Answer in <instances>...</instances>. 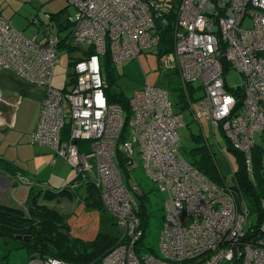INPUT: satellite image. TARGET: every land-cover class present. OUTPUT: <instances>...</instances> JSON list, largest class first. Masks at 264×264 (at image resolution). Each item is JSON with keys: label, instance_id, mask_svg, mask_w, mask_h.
Here are the masks:
<instances>
[{"label": "built area", "instance_id": "2783aa9c", "mask_svg": "<svg viewBox=\"0 0 264 264\" xmlns=\"http://www.w3.org/2000/svg\"><path fill=\"white\" fill-rule=\"evenodd\" d=\"M68 1L75 8L68 17L71 28L43 31L41 38L25 36L0 8V69L45 89L32 141L52 147L84 182L97 185L104 207L123 227L119 245L101 263L264 264V215L261 220L249 205L236 171L231 184H220L183 155L178 129L184 121L169 90L148 84L136 90L128 119L120 103L109 101L102 57L118 63L159 45L156 21L170 5L160 0ZM71 45L92 52L73 64L69 86L59 89L53 85L58 50ZM160 60L165 71L177 67L181 73L185 98L180 97L186 105L202 93L195 99L196 118L210 119L214 135L217 128L226 135L254 177V149L264 142V0H181L174 48ZM231 68L243 76L242 85L229 83ZM126 127H131L129 139ZM120 154L129 177L139 161L155 187L167 193L158 249L148 247L146 237L138 243L145 234L138 200L143 191L137 182L128 185ZM16 178L32 182L22 172ZM260 207L264 211V197ZM30 264L74 263L49 256L32 258Z\"/></svg>", "mask_w": 264, "mask_h": 264}, {"label": "rangeland", "instance_id": "374dc122", "mask_svg": "<svg viewBox=\"0 0 264 264\" xmlns=\"http://www.w3.org/2000/svg\"><path fill=\"white\" fill-rule=\"evenodd\" d=\"M160 1L172 4L177 0ZM0 4L3 8L2 14L11 21L12 25L17 30L22 31L25 36L31 38L35 36L41 38L44 36L43 30L45 27L42 19L48 16V13L45 12L46 10L53 12L68 6L67 11L62 13V22H66L67 18L75 13L74 6L68 0H1ZM34 15H37V21L33 20ZM57 30V27L53 29L54 32H57ZM167 48L168 46L164 47L162 44L160 46L155 45L144 49L139 57L116 63L114 71L117 75V81L111 88L115 93H124L128 96H132L136 90L141 89L145 84L168 89L176 113L181 114L184 121V125L178 129L181 152L187 158H190V154H192L191 152L195 147L208 146L221 170L223 180L231 184L233 182L231 178L233 170L238 171L240 167L237 151L232 148L226 135L220 129L217 128L214 135L210 119L204 117L199 121L196 118L195 111L199 109V104H197L195 99L201 96V92L196 94L195 99L191 96L193 100L192 104L186 105L185 101L181 99V73L177 67L165 71L159 58L161 54L167 51ZM58 56L59 62L55 69L53 85L56 88L65 89L69 86L71 73L73 72L70 50L66 47H61L58 50ZM103 62L104 59L102 57ZM12 74L0 69V84L9 90L17 89L20 86L19 83H23L21 78ZM227 77L233 87H238L244 83L243 76L233 68L230 69ZM28 89L29 92L27 94L45 93L44 88L36 85H30ZM0 101L7 102V94ZM5 107L4 104L0 103V108L4 109ZM9 131L3 134L4 143L0 145V150L6 153V155L4 154L5 156L15 158L17 160L16 163L23 168L27 177L37 185L43 187L45 190H61V188L71 186L72 183L77 182V184L79 183L78 186L84 184L83 178L79 176L78 169L58 155L52 147L49 145H39L32 141V137L28 138L27 136L25 138L21 136V143L14 142L11 138L15 136V133H9ZM4 132L0 128V134L2 135ZM124 133L125 138L129 139L131 127H126ZM259 138L257 136L258 140ZM8 139L10 140L8 141ZM19 146H23L19 149V156L21 158L15 156ZM262 147L264 150V142ZM132 174L131 177L127 176V183L130 187L135 182L140 184L143 191L142 194H146L145 196H147L146 203L149 207L150 216H152L145 241L151 249H158L163 230L164 203L167 199V193L160 192L155 187L153 181L145 174L139 161L135 162ZM16 180L17 182L11 175L0 170V195L4 193L1 190L5 189V187L13 188L12 190H8L7 199L3 198L2 202L24 206L30 187L27 183L19 181L18 178ZM74 190L77 192L72 196L68 192L67 194H62L66 197L58 195V198L55 199L47 198L42 200L49 207L60 210L63 213L67 225L66 232L69 238L89 244L95 241L100 234L121 237L124 229L116 222L115 217L104 206L87 203L82 197L83 189L80 187ZM8 197L10 198L9 201H7ZM257 219L256 214L251 215V220L256 222ZM30 263L31 258L27 248L21 247L15 240L6 242L0 239V264Z\"/></svg>", "mask_w": 264, "mask_h": 264}, {"label": "trees", "instance_id": "16d2710c", "mask_svg": "<svg viewBox=\"0 0 264 264\" xmlns=\"http://www.w3.org/2000/svg\"><path fill=\"white\" fill-rule=\"evenodd\" d=\"M180 1L181 0H177L172 4L167 2V4L171 7L170 11L156 21L158 32L161 34L159 46L161 44L164 45V47L168 46L166 52H170L174 48L177 8ZM67 9L68 6L54 12H48L46 10L45 12L48 13V16L42 19L45 27L43 31L48 33V31L57 27V32H68L71 26V23L68 22V18L66 22L61 21L62 13L67 11ZM34 16L33 20L37 18V15ZM164 19H166V21ZM67 48L71 53L72 65L92 52H88V50L83 51L76 45H71ZM80 51L81 53H79ZM115 64L116 63L111 60L109 55L104 57L102 69L109 83L107 94L110 102L120 103L123 106L128 119L131 115V108L129 104L130 96L124 93H115L111 88L117 81V75L114 71ZM178 91L180 92L179 89ZM181 96L185 98L183 90L181 91ZM233 149L237 151L236 153L238 154V161L240 165L239 170L236 171L238 183L242 187L244 196L249 205L255 212L258 211L261 214L262 220L264 211L260 207V200L264 197L263 147L261 145H257L254 149V177L250 176L246 170L243 154L235 148ZM191 153L190 158L187 159L193 165L200 169L211 180L224 184L225 181L221 175V170L219 169L215 157L211 153L208 146L204 145L195 147ZM119 156L121 169L127 173V176H130L128 172L129 169L125 166L122 155L120 154ZM11 167L12 166L9 165L5 159L0 157V169L3 172L13 176L17 172L21 171H17L15 168ZM21 172L23 173V171ZM31 181L32 182L29 184V195L24 206L7 204L0 200V239L5 240L6 242H10L12 240L17 241L21 247L27 248L31 259L35 257L46 258L53 256L67 260L74 264H102L101 262L104 256L115 246L119 245L121 240L120 237L118 238L100 234L95 241L89 244L71 240L66 232L67 225L65 223L63 213L60 210L51 208L46 203L42 202L43 199H55L58 198V195L67 194L68 192L69 195L72 196L77 192L74 189L80 187L83 189L82 197L87 201V203L90 205L100 204L104 206L99 187L88 181L84 182L82 186H76L74 188L66 186L65 188H61V190H45L43 187L37 185L33 180ZM145 195L146 194H142L138 196L140 216L142 226L145 231L143 238L138 242L140 245L147 236L146 232L150 226L152 217L148 211L149 207L146 203L147 196ZM20 236H22V238H20Z\"/></svg>", "mask_w": 264, "mask_h": 264}, {"label": "crops", "instance_id": "0c3cea01", "mask_svg": "<svg viewBox=\"0 0 264 264\" xmlns=\"http://www.w3.org/2000/svg\"><path fill=\"white\" fill-rule=\"evenodd\" d=\"M0 3H1V0H0ZM0 8L3 11L1 4H0ZM9 73L12 74V72H9ZM12 75L16 76L15 74H12ZM19 85L20 86L17 89L9 90L8 88L0 84V95H2V97L4 98V95L7 94V102L0 101V103L6 106L4 109L0 108V128H2L5 131L4 133H2V135L0 134V145L4 143L3 134H6L8 130H10L9 133L10 132L15 133V136L11 138L12 141L14 142L21 143L22 137L25 138L26 136L28 138H31L32 133L35 130V127L39 121L40 110H41L44 94L42 93L27 94L29 92L28 86L30 85L26 83L25 81H23V83H19ZM9 140L10 139H8V141ZM22 147L23 146L18 147V151L15 156L21 158L19 156V149ZM4 154L6 155V153L3 152V150H0V157L5 159V161L9 165L12 166L11 168H15L17 171L18 170L23 171V168H21L20 165L16 163L17 160L15 158H9L8 156H5ZM23 173L25 172L23 171ZM17 174L18 172L12 176L15 181H16ZM12 189H13L12 187H5V189H2L1 191H3L4 193L0 195V200L2 201L3 198L7 199L6 196L8 195V190H12ZM9 200L10 198L8 197L7 201Z\"/></svg>", "mask_w": 264, "mask_h": 264}, {"label": "water", "instance_id": "95a60500", "mask_svg": "<svg viewBox=\"0 0 264 264\" xmlns=\"http://www.w3.org/2000/svg\"><path fill=\"white\" fill-rule=\"evenodd\" d=\"M20 238H22V236H20Z\"/></svg>", "mask_w": 264, "mask_h": 264}]
</instances>
